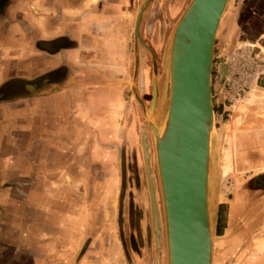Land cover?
Listing matches in <instances>:
<instances>
[{
	"label": "crops",
	"instance_id": "crops-1",
	"mask_svg": "<svg viewBox=\"0 0 264 264\" xmlns=\"http://www.w3.org/2000/svg\"><path fill=\"white\" fill-rule=\"evenodd\" d=\"M142 2L0 0V88L25 81L23 94L0 100V264H126L110 178L126 137L134 145L138 136L110 83ZM58 66L63 84L35 82ZM237 208L228 241L238 240Z\"/></svg>",
	"mask_w": 264,
	"mask_h": 264
},
{
	"label": "rangeland",
	"instance_id": "rangeland-1",
	"mask_svg": "<svg viewBox=\"0 0 264 264\" xmlns=\"http://www.w3.org/2000/svg\"><path fill=\"white\" fill-rule=\"evenodd\" d=\"M172 1H150L140 25L144 45L134 40L132 30L124 41L126 55L121 59V67L117 64V69L121 71L118 73L119 82L110 83L116 90L114 96L120 98V117L134 123L138 136L134 145L128 144L130 141L126 137V144L121 146L116 161L118 176L113 168L110 178L111 185L116 184L111 204L112 220L117 226V237L122 242L126 264H167L162 199L152 132L146 116H150L152 101L153 57L157 69L158 97L151 119L158 126L162 125L167 109V94L162 87L168 69L170 40L174 25L189 0L179 1L180 7L174 11L171 9L175 5H172L169 15L166 5ZM251 2L254 4L253 0ZM248 3V0H229L215 35L211 76L217 153L215 162L211 159L209 164L211 264H262L264 260V185L257 183L264 177V40L260 35L264 32V18L260 15L254 17L253 12L248 10ZM256 6L263 14L264 0H258ZM157 34L161 39H156ZM223 63L226 67L221 76ZM67 75V68L58 66L38 76L35 82L40 85L63 84ZM73 76L79 78V82L84 80L82 74ZM46 78L50 79L48 83H44ZM24 84V79L14 78L0 88V93H5L0 100L23 94ZM3 106L0 104L1 108ZM11 124V121L7 122L8 127ZM2 128L5 130L6 126ZM141 130L147 135L149 175L155 189L161 227L159 244L155 240L152 222ZM228 153L232 166L224 171L222 167ZM234 205L239 210L236 211L231 232L238 240L228 241L232 237H224V228L229 225V214ZM222 238L227 242L221 244Z\"/></svg>",
	"mask_w": 264,
	"mask_h": 264
},
{
	"label": "water",
	"instance_id": "water-1",
	"mask_svg": "<svg viewBox=\"0 0 264 264\" xmlns=\"http://www.w3.org/2000/svg\"><path fill=\"white\" fill-rule=\"evenodd\" d=\"M150 1L143 0L134 19V40L142 45L141 19ZM226 2L189 0L176 21L169 45L166 80L162 87L166 94L169 90V98L161 126L151 119L158 97L155 80L157 69L153 57L150 116H145L153 138L165 225L167 264H211V185H207V169L210 149L212 162H215L217 153L211 72L215 34ZM225 67L223 63L221 76L225 73ZM137 100L145 108L139 97ZM146 138L147 135L141 130L152 222L155 240L159 244L161 227L155 189L149 175Z\"/></svg>",
	"mask_w": 264,
	"mask_h": 264
},
{
	"label": "flooded vegetation",
	"instance_id": "flooded-vegetation-1",
	"mask_svg": "<svg viewBox=\"0 0 264 264\" xmlns=\"http://www.w3.org/2000/svg\"><path fill=\"white\" fill-rule=\"evenodd\" d=\"M179 1H181V0H173L172 2H170L169 4H167L166 5V9H167V12H168V14L169 15H171V13H170V8H171V6L172 5H175V6H173V8L171 9L172 11H174L175 9H179V7H180V2ZM175 14V13H174ZM173 15V14H172ZM161 39V36L160 35H156V39ZM125 49V48H124ZM123 51V50H122ZM148 85V84H147ZM257 183H259V184H264V177H262V178H260L258 181H257ZM230 214H231V212H230ZM230 214H229V220H230ZM228 220V221H229ZM227 221V222H228ZM229 223H230V221H229ZM229 225H227V226H225V232H226V228L228 227ZM219 237H222V236H219ZM124 255H125V253H124ZM124 258H125V256H124Z\"/></svg>",
	"mask_w": 264,
	"mask_h": 264
},
{
	"label": "bare ground",
	"instance_id": "bare-ground-1",
	"mask_svg": "<svg viewBox=\"0 0 264 264\" xmlns=\"http://www.w3.org/2000/svg\"><path fill=\"white\" fill-rule=\"evenodd\" d=\"M228 1L229 0H227V2H226V4H225V7H226V5H227V3H228ZM224 10H225V8H224ZM224 10H223V12H222V14H221V17H220V20H221V18H222V15H223V13H224ZM220 20H219V22H220ZM219 25V24H218ZM218 28V27H217ZM217 31V30H216ZM216 35V34H215ZM157 83V82H156ZM157 86V85H156ZM168 89H169V87H168ZM152 91H153V89H152ZM168 95H166L167 96V103H168V98H169V90H168V93H167ZM157 100V99H156ZM156 100H155V103H154V108H155V104H156ZM211 133V132H210ZM211 147V146H210ZM210 154H211V149H210V152H209ZM209 154V156H210V158H209V163H208V169H207V185H209V164H210V161H211V155ZM229 155V153L227 154V160L225 161V163L223 164V169H224V171H226L227 169H230V162H229V159H230V157L228 156ZM232 155V154H231ZM233 163V162H232ZM232 166V165H231ZM232 168V167H231Z\"/></svg>",
	"mask_w": 264,
	"mask_h": 264
},
{
	"label": "trees",
	"instance_id": "trees-1",
	"mask_svg": "<svg viewBox=\"0 0 264 264\" xmlns=\"http://www.w3.org/2000/svg\"><path fill=\"white\" fill-rule=\"evenodd\" d=\"M221 233V232H220ZM220 233H218V234H220Z\"/></svg>",
	"mask_w": 264,
	"mask_h": 264
}]
</instances>
